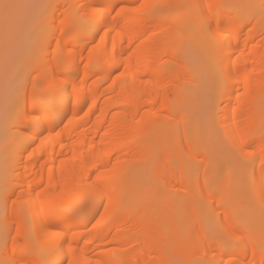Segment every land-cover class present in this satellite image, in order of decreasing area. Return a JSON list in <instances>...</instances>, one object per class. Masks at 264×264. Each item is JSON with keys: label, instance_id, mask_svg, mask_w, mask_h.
<instances>
[{"label": "bare ground", "instance_id": "6f19581e", "mask_svg": "<svg viewBox=\"0 0 264 264\" xmlns=\"http://www.w3.org/2000/svg\"><path fill=\"white\" fill-rule=\"evenodd\" d=\"M39 11L0 52L1 63L32 53L43 85L5 121L0 264H264V0H41ZM200 94L211 99L199 115ZM199 127L230 143L231 191L214 190L229 171ZM244 217L254 223L240 238Z\"/></svg>", "mask_w": 264, "mask_h": 264}, {"label": "rangeland", "instance_id": "374dc122", "mask_svg": "<svg viewBox=\"0 0 264 264\" xmlns=\"http://www.w3.org/2000/svg\"><path fill=\"white\" fill-rule=\"evenodd\" d=\"M10 5V7L5 8L4 5ZM41 4V0H0V52L1 53H8L10 55V51L13 49V40H22L25 36L30 34L31 32V25L34 20H39L41 17L39 11V5ZM21 12L23 14V18L19 16H15L14 13ZM55 22H59L63 17L64 14L62 12H58L56 14ZM42 20V19H41ZM12 27L8 28V24L10 22ZM8 31L11 34H8ZM54 45H50L48 55H51L54 51ZM187 57V56H185ZM184 57V58H185ZM188 58V57H187ZM185 58V59H187ZM189 60V59H188ZM35 61V56L28 50H23L15 57L13 60L8 61L6 63L0 62V142L8 137V123L5 122L8 120V114L14 111V114L11 117L19 115L23 110V105L18 104L15 100L20 94H25L28 89L34 88L37 85L39 88L42 87L41 83H39L38 78H36L37 73L32 72L33 64ZM47 58H44L40 61V64L37 67V70L44 69L46 66ZM25 74H29L30 78L28 81H23V76ZM201 82V81H199ZM204 86L203 82L201 83ZM206 88V86H205ZM204 88V89H205ZM198 89V88H197ZM196 92V90H194ZM193 90L190 92H194ZM202 92L199 89V93ZM194 94V93H193ZM198 94V93H197ZM205 94V93H203ZM213 97V96H212ZM198 100H196V113L199 114L200 110L208 109L207 102L211 99V95H202L198 96ZM196 99V98H195ZM191 102V101H190ZM192 103V102H191ZM209 105V104H208ZM194 106V107H195ZM194 112V111H193ZM200 115V114H199ZM209 118V117H208ZM203 119H207L206 117ZM199 123V122H198ZM208 121L204 120L203 122L199 123L200 126L205 127ZM202 127H199V132ZM206 127H209L206 126ZM206 128L201 129L202 132L198 137V142H204V151H207L212 157L213 162H217L220 166L221 170H226L228 168V176L225 182L223 183L222 188L215 187L214 190L218 193L231 191L234 188L230 187V182L232 178V169H231V158L233 157V153L231 151V145L229 142L220 143L218 137L215 134H208V131H205ZM208 130V129H207ZM206 136V137H205ZM211 150V151H210ZM217 158H214V154ZM2 157H0V181L2 178L8 176V171H5L1 167ZM198 182L197 180H195ZM242 181H240L241 184ZM233 186V185H231ZM3 194H0V203L2 202L6 208L11 205V200H4ZM244 202L243 198H240L237 204ZM244 223V227L242 229V233L240 234V238L243 237L246 233V229L253 226V221L249 217L242 218ZM3 227V226H2ZM1 229V228H0ZM207 233L212 234L214 233V228L211 225L207 228ZM1 240V237H0ZM1 258V257H0ZM186 264H196L195 262H187Z\"/></svg>", "mask_w": 264, "mask_h": 264}, {"label": "snow or ice", "instance_id": "6c2138e0", "mask_svg": "<svg viewBox=\"0 0 264 264\" xmlns=\"http://www.w3.org/2000/svg\"><path fill=\"white\" fill-rule=\"evenodd\" d=\"M4 7H5V8H8V7H10V5L5 4Z\"/></svg>", "mask_w": 264, "mask_h": 264}]
</instances>
